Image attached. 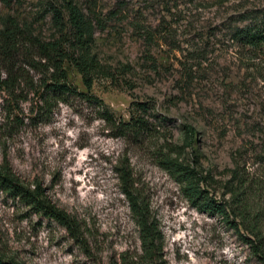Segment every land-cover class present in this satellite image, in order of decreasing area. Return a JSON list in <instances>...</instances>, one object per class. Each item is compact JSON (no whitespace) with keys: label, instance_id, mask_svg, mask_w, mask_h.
Wrapping results in <instances>:
<instances>
[{"label":"rangeland","instance_id":"374dc122","mask_svg":"<svg viewBox=\"0 0 264 264\" xmlns=\"http://www.w3.org/2000/svg\"><path fill=\"white\" fill-rule=\"evenodd\" d=\"M75 1L94 23L91 52L112 76L93 82L94 97L71 94L52 109H36L31 94L24 100L0 90V161L6 156L18 177L38 183L77 221L80 236L0 188V257L20 264H262L236 218L226 222L188 201L156 147L206 176L218 201L232 200L233 170L255 177L264 204V49L233 35L237 27L264 26V0ZM50 3L57 4L0 0V16L54 38ZM68 77L86 91L74 69ZM134 101L148 104L152 140L119 135L102 117L106 106L116 123L127 120ZM122 165L160 231L156 261L142 258Z\"/></svg>","mask_w":264,"mask_h":264},{"label":"trees","instance_id":"16d2710c","mask_svg":"<svg viewBox=\"0 0 264 264\" xmlns=\"http://www.w3.org/2000/svg\"><path fill=\"white\" fill-rule=\"evenodd\" d=\"M55 2L57 4L49 5L58 29V36L54 38L39 37L29 26L21 25L12 15L0 16V90L6 91L11 97L24 100L31 94L39 102L36 103V109H52L57 102L66 101V97L71 94L94 97L90 93L93 82L112 76L91 52L93 20L75 0ZM233 35L242 46L264 49L263 25L248 24L237 27ZM71 68L80 75L86 91L79 90L69 79ZM21 85L26 86L25 91ZM101 109L103 119L111 122L119 135L132 134L139 141L141 138V141H147L155 137L152 123L144 115L148 109L146 102H132L129 118L119 119L118 123L106 110V106ZM156 148L159 164L184 182V194L188 201L200 211L221 215L226 222H232L230 216L236 218L235 228L239 230L240 226L247 232L248 236L241 235L242 233L240 236L264 264V204L258 200L261 198L258 180L247 173L238 174L237 170H233L236 182L229 189L232 200L218 201L210 191L211 185L206 176L196 175L194 168L177 162L174 157ZM119 177L122 192L129 201L139 228L142 258L156 261L159 259L157 254L160 249V231L150 215L147 202L133 186L131 169L122 165L119 168ZM191 177H195V182L191 181ZM0 188L34 212L59 222L76 239L80 236L77 221L53 203L38 183H26L18 177L6 156L0 161ZM0 264L20 263L0 257Z\"/></svg>","mask_w":264,"mask_h":264}]
</instances>
